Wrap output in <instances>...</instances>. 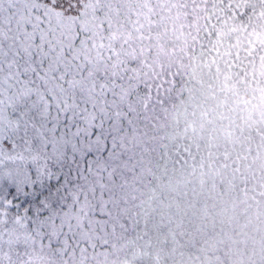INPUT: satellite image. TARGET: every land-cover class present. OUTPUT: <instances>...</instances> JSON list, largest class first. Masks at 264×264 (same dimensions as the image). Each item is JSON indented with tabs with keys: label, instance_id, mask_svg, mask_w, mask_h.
I'll return each mask as SVG.
<instances>
[{
	"label": "snow or ice",
	"instance_id": "1",
	"mask_svg": "<svg viewBox=\"0 0 264 264\" xmlns=\"http://www.w3.org/2000/svg\"><path fill=\"white\" fill-rule=\"evenodd\" d=\"M0 264H264V0H0Z\"/></svg>",
	"mask_w": 264,
	"mask_h": 264
}]
</instances>
